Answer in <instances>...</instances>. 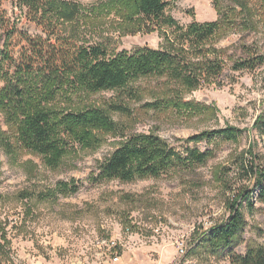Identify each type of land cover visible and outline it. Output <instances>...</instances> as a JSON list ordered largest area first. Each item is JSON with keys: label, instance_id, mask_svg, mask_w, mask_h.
<instances>
[{"label": "rangeland", "instance_id": "1", "mask_svg": "<svg viewBox=\"0 0 264 264\" xmlns=\"http://www.w3.org/2000/svg\"><path fill=\"white\" fill-rule=\"evenodd\" d=\"M74 1L88 14L74 24L85 44H102L113 54L162 48L166 42L162 30L128 28L104 5L109 0ZM167 1V12L182 25L224 18L223 29L208 42L222 53V74L194 88L153 75L126 89L61 95L57 109L101 107L118 130L98 131L101 142L93 148L67 139V153L55 168L17 141L0 111V264H236L235 253L264 244V200L254 182L239 180L236 164L251 154L264 162V64L255 70L233 67L236 61L264 56V0ZM1 8L16 27L10 48L15 57L26 44L25 34L48 35L17 0H2ZM64 27L67 35L71 25ZM5 39L0 28V62ZM4 84L1 80L0 88ZM227 126L241 129V136L187 141ZM139 133L157 134L182 153L197 146L214 155L159 177L96 181L100 162ZM62 182L77 190L66 193ZM242 187L248 188L249 202L238 195ZM235 201L243 215L238 239L231 247H215L209 236L235 214L229 207Z\"/></svg>", "mask_w": 264, "mask_h": 264}, {"label": "trees", "instance_id": "2", "mask_svg": "<svg viewBox=\"0 0 264 264\" xmlns=\"http://www.w3.org/2000/svg\"><path fill=\"white\" fill-rule=\"evenodd\" d=\"M17 1L27 7L28 16L42 25L48 35L25 34L26 44L15 57L10 48L16 27L10 26L0 0V28L6 34L1 53L8 68L5 70L0 62V81L5 83L0 88V111L14 127L17 141L42 156L50 167L61 164L69 146L67 139L93 148L101 142L98 131L118 130L117 122L101 107L57 109L55 103L61 95L126 89L133 81L153 75L167 76L187 88H194L203 79L209 80L223 72L222 53L212 42L208 46V42L223 29L224 18L203 23L195 20L182 25L167 12V0H109L104 5L114 10L128 28L148 32L162 30L166 40L162 48L145 46L133 52L122 50L112 54L102 44L80 41L74 24L88 15L81 3L74 0ZM68 24L71 28L66 35L64 26ZM262 64L264 56L257 55L236 61L233 67L255 70ZM241 134V129L227 126L204 130L187 141L197 144L218 139L236 140ZM213 155L211 149L201 150L197 146H188L182 153L154 133L131 134L100 162L95 179L131 182L159 177L170 170L203 164ZM236 164L239 180L254 182L253 189H257L264 200L262 159L253 154L243 155ZM69 186L68 182L61 183L66 193L77 190V185L73 184L70 189ZM247 189L242 187L238 195L249 202ZM236 203H229L235 214L209 236L215 247H231L238 239L243 215ZM233 262L264 264V244L248 249L245 254L235 253Z\"/></svg>", "mask_w": 264, "mask_h": 264}, {"label": "built area", "instance_id": "3", "mask_svg": "<svg viewBox=\"0 0 264 264\" xmlns=\"http://www.w3.org/2000/svg\"><path fill=\"white\" fill-rule=\"evenodd\" d=\"M102 242H103L104 244L111 245L112 247L115 245V241L103 240ZM114 259H115V260H118L119 257L116 255V256L114 257Z\"/></svg>", "mask_w": 264, "mask_h": 264}]
</instances>
